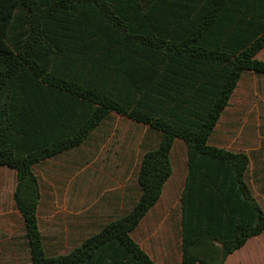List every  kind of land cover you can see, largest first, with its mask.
Segmentation results:
<instances>
[{
	"label": "trees",
	"instance_id": "trees-1",
	"mask_svg": "<svg viewBox=\"0 0 264 264\" xmlns=\"http://www.w3.org/2000/svg\"><path fill=\"white\" fill-rule=\"evenodd\" d=\"M263 47L264 0H0V167L15 172L26 264H159L133 233L161 199L178 138L181 264H225L263 233L250 156L211 143L243 74H264ZM111 113L160 133L141 157L139 195L49 254L35 166L78 149Z\"/></svg>",
	"mask_w": 264,
	"mask_h": 264
},
{
	"label": "rangeland",
	"instance_id": "rangeland-1",
	"mask_svg": "<svg viewBox=\"0 0 264 264\" xmlns=\"http://www.w3.org/2000/svg\"><path fill=\"white\" fill-rule=\"evenodd\" d=\"M262 95L264 76L246 71L211 136V143L247 151L253 172L264 155ZM159 139L160 133L147 125L111 113L78 149L35 166L42 191L39 224L49 254L69 251L104 223L129 211L139 195L141 157ZM172 158L175 174L169 187L133 233L159 264H181L179 193L170 187L186 171V144L179 138ZM15 184V172L1 166L0 264H26L31 259L23 217L13 200Z\"/></svg>",
	"mask_w": 264,
	"mask_h": 264
},
{
	"label": "crops",
	"instance_id": "crops-1",
	"mask_svg": "<svg viewBox=\"0 0 264 264\" xmlns=\"http://www.w3.org/2000/svg\"><path fill=\"white\" fill-rule=\"evenodd\" d=\"M257 58L264 60V47L258 52ZM248 72H252V73H255L257 75L264 76V74H258V73L253 72V71L248 70ZM262 96L264 97V95H262ZM230 101H231V99H230ZM222 116H223V114H222ZM175 143H176V141H175ZM215 145H217V144H215ZM218 146H220V145H218ZM261 146L262 145L260 144L258 147H261ZM174 147H175V145H174ZM221 147H224V146H221ZM226 148H228V147H226ZM229 149H231V148H229ZM235 151H243V150H235ZM244 152L248 153L247 151H244ZM172 153H173V150H172ZM248 155L250 156L249 153H248ZM262 160H263V162H262ZM258 162H259V167L257 170H255L253 172L252 171L253 170L252 159L250 156V164H249V170L247 173V180H248V182H249V184L253 190L254 195L257 197V199L261 202V204L264 207V175H263L264 155H263V159L261 157L258 158ZM172 166H173V172H172L170 179L168 180V182L166 183V185L163 188V193H162L161 199L165 193V190L167 189V187H169V181L173 178V176L175 174L173 158H172ZM186 171H187V164H186ZM186 171L184 172L179 183H175L177 185L173 184L172 186H170L171 189H173V190L175 189V191H178V193H179V207H180V195H181V192L183 189ZM171 189H170V191H172ZM13 200H14V198H13ZM160 200L158 202H160ZM14 203H15V201H14ZM15 206H16V204H15ZM15 208L20 213L17 206ZM20 215L22 216L21 213H20ZM9 219H10L9 216L7 215L6 221H9ZM23 221H24V219H23ZM24 228H25V226H24ZM24 232H25V229H24ZM248 263L264 264V232L260 233L258 235H255L253 237H250L248 239V241L241 248H239L238 250H236L233 253H231L230 255H228L226 262H225V264H248Z\"/></svg>",
	"mask_w": 264,
	"mask_h": 264
}]
</instances>
